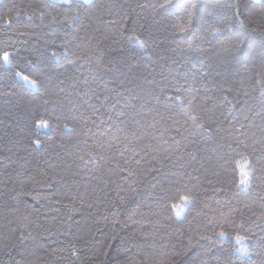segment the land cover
Wrapping results in <instances>:
<instances>
[{"label": "trees", "instance_id": "1", "mask_svg": "<svg viewBox=\"0 0 264 264\" xmlns=\"http://www.w3.org/2000/svg\"><path fill=\"white\" fill-rule=\"evenodd\" d=\"M3 51L0 264H264V1L0 0Z\"/></svg>", "mask_w": 264, "mask_h": 264}, {"label": "snow or ice", "instance_id": "2", "mask_svg": "<svg viewBox=\"0 0 264 264\" xmlns=\"http://www.w3.org/2000/svg\"><path fill=\"white\" fill-rule=\"evenodd\" d=\"M66 2H69V0H66ZM84 3H89V0H84ZM17 15H19V13H17ZM11 23H12V19H9V20L7 21V24L10 26ZM241 23H242V21H241ZM141 46L143 47V45H141ZM10 55H11V54H10L9 51H3L2 55H0V59H2L5 63H7V62L10 61ZM52 56H53L55 59H57V60L60 59V56H58L55 52L52 53ZM69 63H71V61H69ZM15 76H16V77H19V78L24 82V84L31 85L32 87H37V85H38V81H37L36 79H32V78H30L29 75H23V74H22L21 72H19V71H17V72L15 73ZM21 86H23V85H21ZM176 99H177V100H180L181 97L177 96ZM185 114L188 115L187 111H185ZM120 115H123V113H120ZM189 119H190V120L193 122V124L196 125L197 127H202L201 125H198V124L196 123V117H194V116H189ZM37 124H38V125H39V124H45V125H46V124H47V121H37ZM64 127L67 128L68 125L65 124ZM165 131H167V129H166ZM178 131H179V129H177V132H178ZM205 131H208V130L205 129ZM100 135L103 136L104 133L102 132V133H100ZM163 136H164V132L161 133V137H160V138L163 139ZM34 143H35V144H39L40 141H39V140H36V141H34ZM164 143H167V141H164ZM174 143H175L177 146L179 145V141H178V140H174ZM240 143H242V141H241ZM108 146L111 147L112 144L109 143ZM89 155H91V153H89ZM134 155H135V153H134ZM245 159H247V158H245ZM261 159H264V156H262ZM136 163L139 164L140 161L137 160ZM255 171H256V170H255L254 168H252V169H251V172H243V173H242L243 179H241L239 183H240V185L243 186V188H244L245 191H247V190L250 189V187H251V179H250V177H251V178H254V177H255ZM128 174H129V176L133 175L132 172H129ZM190 178H191V177H190ZM216 190H217V191H222V189H216ZM181 199H182V201L184 202V204H185L186 206H187V205H190V204H193V203H195V194H194V193H190V194L187 195V196H183ZM171 208H172L173 210H175V215H176L177 217L181 216V211L177 210V206H176L175 204L171 205ZM236 211H237V209H235V208L232 209V212H233V213H235ZM218 223H220L221 226H223V225H226V224L231 223V220H230L229 216H225V217H223V219H222L221 221H219ZM218 235H221V236H222V235H224V232L221 231V232L218 233ZM244 239H245V237H241V236H239V235L236 236V241H237V243H241ZM237 251H242L245 255H248V254H249V253H248V250H247L246 248H239V249H237Z\"/></svg>", "mask_w": 264, "mask_h": 264}, {"label": "rangeland", "instance_id": "3", "mask_svg": "<svg viewBox=\"0 0 264 264\" xmlns=\"http://www.w3.org/2000/svg\"><path fill=\"white\" fill-rule=\"evenodd\" d=\"M60 1H66V0H60ZM84 2V0H82ZM91 0H89L90 2ZM255 1H264V0H255Z\"/></svg>", "mask_w": 264, "mask_h": 264}]
</instances>
